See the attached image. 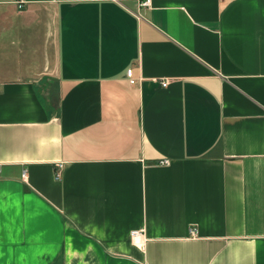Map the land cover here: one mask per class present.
Returning a JSON list of instances; mask_svg holds the SVG:
<instances>
[{
	"label": "crops",
	"instance_id": "1",
	"mask_svg": "<svg viewBox=\"0 0 264 264\" xmlns=\"http://www.w3.org/2000/svg\"><path fill=\"white\" fill-rule=\"evenodd\" d=\"M13 1L0 264H264V0Z\"/></svg>",
	"mask_w": 264,
	"mask_h": 264
},
{
	"label": "built area",
	"instance_id": "2",
	"mask_svg": "<svg viewBox=\"0 0 264 264\" xmlns=\"http://www.w3.org/2000/svg\"><path fill=\"white\" fill-rule=\"evenodd\" d=\"M13 3L15 4L16 8L21 9V8L23 7L24 3H25V0H14ZM148 4H149V0H142V1L140 2V5H142V6H146V5H148ZM127 75L130 76V71L127 72ZM129 83H134V80L131 79V78H129ZM160 85H161L162 87H164V86L166 85V80H162V81L160 82ZM164 162H165V161H164ZM188 232H189L190 234H193V233H194L193 228H189V231H188ZM141 233H142V232H141L140 229H139V230H132V231L130 232V236H131V238H133V239H135V238H139V236H141Z\"/></svg>",
	"mask_w": 264,
	"mask_h": 264
}]
</instances>
